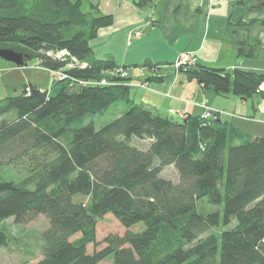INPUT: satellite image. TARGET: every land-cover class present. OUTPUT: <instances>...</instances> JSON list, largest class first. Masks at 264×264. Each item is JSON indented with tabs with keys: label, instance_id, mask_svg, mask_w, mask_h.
<instances>
[{
	"label": "trees",
	"instance_id": "obj_1",
	"mask_svg": "<svg viewBox=\"0 0 264 264\" xmlns=\"http://www.w3.org/2000/svg\"><path fill=\"white\" fill-rule=\"evenodd\" d=\"M88 3L0 0V48L67 74L51 89L30 82L0 99V248L15 238L6 220L44 215L42 258L33 264H264V136L224 110L177 119L137 102L128 78L108 74L124 67L93 52L91 41L114 17ZM259 43L240 40L239 53L254 56ZM62 50L70 55L57 57ZM183 69L206 92L264 98V72L198 62ZM104 77L117 83H71ZM112 106L121 107L112 121L86 122ZM169 166L177 181L163 176ZM107 214L127 230L99 241ZM140 222L143 230L129 229Z\"/></svg>",
	"mask_w": 264,
	"mask_h": 264
},
{
	"label": "crops",
	"instance_id": "obj_2",
	"mask_svg": "<svg viewBox=\"0 0 264 264\" xmlns=\"http://www.w3.org/2000/svg\"><path fill=\"white\" fill-rule=\"evenodd\" d=\"M88 1L87 7L96 4L114 17L91 41L93 52L97 58L111 56L124 67L137 102L177 119L200 115L206 103L233 114L225 118L241 129L264 136V98L206 92L186 68L173 66L181 53L191 51L207 66L264 72V5L258 8V0H151L144 6L136 0ZM257 39L256 55L239 53L240 40ZM148 62L158 64L155 71Z\"/></svg>",
	"mask_w": 264,
	"mask_h": 264
},
{
	"label": "rangeland",
	"instance_id": "obj_3",
	"mask_svg": "<svg viewBox=\"0 0 264 264\" xmlns=\"http://www.w3.org/2000/svg\"><path fill=\"white\" fill-rule=\"evenodd\" d=\"M257 4L259 5V1ZM181 69L177 70L180 71ZM60 76L61 74L58 71H52L42 67L35 57L27 59V64L23 67L0 57V99L7 95L12 96L20 93L24 86L30 82L39 88L51 89L56 78L61 80ZM131 92L133 95L135 89H132ZM218 99L225 100V98ZM206 105L208 104H204V110ZM210 108L214 110L212 107ZM119 109L121 107L112 106L105 115L87 117L86 122L92 120L99 128L118 117ZM163 176L174 181L179 179V174L174 166L167 167L163 171ZM4 223L8 226L15 238L9 246L0 248V264H33L42 258L40 236L49 225L44 215H40L34 220L22 224L16 223L12 218L6 220ZM144 228L145 224L140 222L131 226L129 229L132 231H141ZM126 230L127 228L115 216L107 214L97 224V239L102 241L110 234L122 235ZM104 246L105 243H101L97 248L94 245H90L88 251L92 253L95 249L99 250ZM99 264H113V261L109 258Z\"/></svg>",
	"mask_w": 264,
	"mask_h": 264
},
{
	"label": "built area",
	"instance_id": "obj_4",
	"mask_svg": "<svg viewBox=\"0 0 264 264\" xmlns=\"http://www.w3.org/2000/svg\"><path fill=\"white\" fill-rule=\"evenodd\" d=\"M70 55V53L67 50H62L60 52H58V54L56 55L57 57L61 58L64 56H68ZM73 61H76V59L74 57H72ZM198 60H197V56L195 55V53L191 52V51H186L180 54V56L176 59V61L173 63V66L176 69H180V68H184V67H188V66H193L195 64H197ZM60 74H61V79H67V74L65 72H63L62 70H57ZM108 74L110 75H120L121 77H126L127 76V72L123 69L120 70H114V71H110L108 72ZM78 83V84H82V85H110V84H115L117 82H111L109 80L108 77H104L100 80H90V81H76V80H71V83ZM146 83L141 84V86H145ZM260 89L264 90V83L260 86ZM28 94H30V92H28ZM212 113V109L206 105V108L204 110V112H202V117L203 118H208L209 116H211Z\"/></svg>",
	"mask_w": 264,
	"mask_h": 264
},
{
	"label": "water",
	"instance_id": "obj_5",
	"mask_svg": "<svg viewBox=\"0 0 264 264\" xmlns=\"http://www.w3.org/2000/svg\"><path fill=\"white\" fill-rule=\"evenodd\" d=\"M0 57L21 67L25 66L27 64L26 59L30 58L29 55H25L11 48H0Z\"/></svg>",
	"mask_w": 264,
	"mask_h": 264
}]
</instances>
